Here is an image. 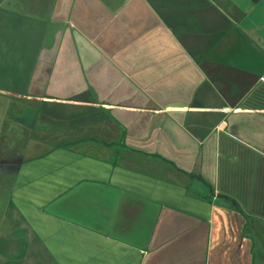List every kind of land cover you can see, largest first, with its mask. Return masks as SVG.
Returning <instances> with one entry per match:
<instances>
[{"label": "crops", "instance_id": "0c3cea01", "mask_svg": "<svg viewBox=\"0 0 264 264\" xmlns=\"http://www.w3.org/2000/svg\"><path fill=\"white\" fill-rule=\"evenodd\" d=\"M6 167L54 264H264V0H0Z\"/></svg>", "mask_w": 264, "mask_h": 264}, {"label": "rangeland", "instance_id": "374dc122", "mask_svg": "<svg viewBox=\"0 0 264 264\" xmlns=\"http://www.w3.org/2000/svg\"><path fill=\"white\" fill-rule=\"evenodd\" d=\"M40 127H42L40 125ZM40 127L34 128L32 131V134L29 133V131H22V134L20 137L13 136L12 139L9 138V133L7 134V137L5 138L7 145L12 147V149H16L20 146H23L25 148L23 151H18L20 155H28L31 153H34L35 149L33 148V143H36L35 139L37 138V135L40 133ZM7 133V131H6ZM29 135H32V137H29ZM18 139L16 140V138ZM48 140L44 141L40 139L39 141V151L45 152L47 148L50 146V138L47 137ZM29 141V142H28ZM42 141V143H41ZM29 143V144H28ZM33 148V149H32ZM10 149V150H12ZM29 152V153H28ZM31 152V153H30ZM15 151L11 152L6 155L5 159L9 161L10 159H14L16 157L15 154H19ZM26 153V154H25ZM3 170L6 172V174H1L0 177V189H5L3 194L9 192L10 188V180H12L11 174L12 170H9L8 167H6ZM2 191V190H1ZM13 208L11 206H7L6 210L5 207L2 206V199L0 198V255L2 256L3 253H5L4 259L6 260L7 264L8 260H14V263L18 264H54L52 259L50 258V255L46 252L44 246L40 241L36 239V237L30 233L27 230V235L24 234V230H20V228L25 229V226L22 225V222L18 220V218L13 215ZM4 239L6 242H4ZM7 244V245H6ZM10 244V245H9ZM12 246L11 248L8 247ZM13 256V257H11ZM11 259H9V258ZM4 260L1 258L0 262H3ZM4 262V263H5ZM13 263V264H14Z\"/></svg>", "mask_w": 264, "mask_h": 264}]
</instances>
